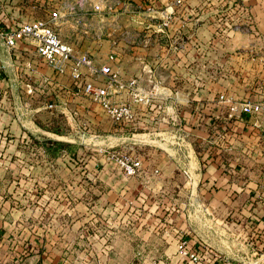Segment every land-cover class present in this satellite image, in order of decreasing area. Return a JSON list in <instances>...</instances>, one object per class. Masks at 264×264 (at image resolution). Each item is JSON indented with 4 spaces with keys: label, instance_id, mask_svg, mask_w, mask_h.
<instances>
[{
    "label": "crops",
    "instance_id": "obj_1",
    "mask_svg": "<svg viewBox=\"0 0 264 264\" xmlns=\"http://www.w3.org/2000/svg\"><path fill=\"white\" fill-rule=\"evenodd\" d=\"M125 1L151 10L124 12L118 5L119 18L105 21L107 34L97 47H89V54L95 66L108 65L121 81L136 79L143 93L151 92L156 84L150 103L133 102L128 90L114 96L131 102L134 118L129 124L111 120L112 135L107 139L113 144L125 143L141 166L136 175L121 179L120 184L112 181L118 176L115 172L83 171L84 181L95 179L98 202L66 209L68 214L76 207L82 211L79 217L54 218L53 225L60 221L67 227H89L101 222L112 228L94 236L100 264H106V258L111 259L107 264H123L121 260H134L131 264H191L179 252L181 239L189 240L195 251L209 247L219 264H264V42L260 40L264 35L256 22L264 0H242L240 10L246 26L242 33L226 32L216 23L218 15L228 10L221 5L207 8L218 0H186L180 6L173 5L174 0ZM44 15L31 0H0L3 229L18 221L9 217L10 211L29 209L26 203H16L14 197L55 192L56 173L49 167L41 172L42 163L58 160L47 150V139L73 142L61 129L63 124L72 128L70 122L78 114H82L83 124L106 128L98 123L101 116L108 117L101 107L89 102L80 111L73 109L74 84L69 74H54L35 56L31 42L20 41L12 50L6 47L1 33L18 22ZM99 24L93 18L91 28ZM160 26L163 33L157 31ZM67 29L63 27V33ZM123 30H143L149 37L148 45L123 39ZM66 37L69 39L67 33ZM81 48L85 51V44ZM27 61H31V69ZM220 95L225 100H220ZM45 98L55 110H45ZM232 99L260 101L263 110L261 114L230 116ZM89 139L83 141L88 143ZM63 179L59 190L88 193V187L73 186L69 171ZM123 195L132 204L126 203L123 209L127 200L122 199V204L116 201L117 207L111 209L106 196L115 200ZM117 209L121 214L127 210V214L105 221L98 217L99 222L90 214ZM5 233H0L1 237ZM72 237L67 231L54 234L51 264L61 258L58 245L69 243ZM80 238H90L87 230ZM106 240L112 246L101 253Z\"/></svg>",
    "mask_w": 264,
    "mask_h": 264
},
{
    "label": "rangeland",
    "instance_id": "obj_2",
    "mask_svg": "<svg viewBox=\"0 0 264 264\" xmlns=\"http://www.w3.org/2000/svg\"><path fill=\"white\" fill-rule=\"evenodd\" d=\"M219 5L222 6L221 2H211L207 8L209 9L212 7H218ZM260 9L263 11L262 13H259L260 16L258 19H256V22L260 31L264 35V2L261 3L260 7H258V10ZM242 14L243 11L241 10L238 11L235 9H228L227 12L224 11L218 15V20H216V23L220 24L221 28H226V32L230 30L241 32L240 30L246 27L242 21L245 16ZM226 19H228V22L231 23V28L228 27V24H224L222 26V24L226 22ZM110 24L109 26L111 27ZM234 25H237L236 27L238 28H235ZM63 27H67L69 32L67 31L63 33ZM59 29L63 40L66 42L69 40L67 43L70 44L77 52H86L87 54H91L90 49L92 47L93 49L97 47L99 45L98 41L103 39L102 38L98 40L92 35V33H84L80 28L73 27L69 23L61 25ZM66 33L69 36V39L66 37L67 40L65 39ZM260 40L262 43L264 42L263 39ZM84 44L86 48L85 51H80L82 49V45ZM90 46L91 48L89 49ZM237 88L238 89H236V91L239 92L241 89L239 84H237ZM72 99H74V110H82L83 105L89 102L91 106L100 107L98 104L93 103L81 95H74ZM49 104H51L50 101L45 98V100H43V106H45V110L49 111L54 109L53 106L49 108ZM81 115H74L72 122H70L72 128L69 124L64 125L62 123V134L66 135V133H69L68 138H70L73 142H69L64 139H58V141L63 142L66 145L64 147H59L55 154H51L58 157L57 161L47 165L44 163L41 164V172H43L47 167L55 172L56 176L58 177V180L56 181L57 188L58 186H62L64 184L63 178L65 176V172L67 173L69 171L73 174V186L75 188H78L81 185L83 187H88V193H81L79 189L78 191L74 190L72 192H64L58 188H55V192L51 194H28L25 196H19V198H17V196L14 197L13 199L16 200V203H26L29 209L24 211H10L9 217L12 220L14 219L18 221L4 229L0 227L1 234L6 232L4 235H2V237L0 234L1 264H51L53 259L51 254L53 252L51 246L52 248L54 247V244L52 243L54 234L61 231H67L68 234L71 233V235L73 233L74 237H72L69 243L64 244L65 242H63L62 244L60 243L58 245L60 248L59 251H61V254L59 255L61 258H58L59 260L56 264H100L102 261V259H100L101 255H97L95 253L96 245L94 243L97 238L94 236L102 231L107 233V230L112 228L108 226L104 227L101 222L99 223V226L97 224H89V227H83L80 224L78 226L67 227L64 226L62 224L63 222L60 221H57V226L55 227L53 225V219H58V217L62 219L65 218V216H69V218L71 216L79 217V214L82 211L81 208L76 207L74 213L70 214H68L65 210L72 209L76 204H85L86 206H90L98 202L97 199L99 196L97 195L95 179L85 178L86 181H84V177L81 178L83 171L104 170L115 172L118 176L112 181L114 183L120 184L124 180L123 178L134 175H129L125 172L118 158H120L122 155H134V153L125 143L113 144L111 140H108L109 138L107 139V137L112 135V131L110 129L112 128V125L110 126V122L112 121L109 116L107 117L103 114L104 116H101L102 119L98 121L99 124L101 123L106 125V128L104 129V126L102 125H96V127H93L91 123L89 126L87 124H83L82 122H84V120L81 119ZM64 119L63 122L66 124ZM86 138H91L89 139L88 143L86 140L83 141ZM86 158L91 161L88 162V159L86 160ZM96 163H98L99 166H97ZM86 164L87 167L85 166ZM59 179H61V182ZM0 197L4 198L5 196L0 195ZM112 197L113 196H106V202L112 203L111 209L117 207V205H115L116 201H119L122 204V199L127 200L128 198L127 196L123 195L118 196L115 200H113ZM141 198H144V196H141ZM131 202L132 201L128 199L125 201L122 208L127 205L126 203L129 205L132 204ZM92 213L94 214L92 218H97V221L99 222L100 219L104 221L105 219H122L127 214V210L122 214L118 209L103 214L98 213V211L90 212V214ZM4 214L6 215V212L0 211V218ZM98 217H100V219H98ZM21 219L25 220V222L22 223ZM39 221L41 222L39 223ZM83 230H87V234L90 237L88 240L80 238V235L83 234ZM38 238H43V241H39ZM108 241L109 240H106L101 244V253H104V251H109L110 247L112 246V243ZM110 260L111 259L106 258V264ZM121 261L123 264H131L134 262V260Z\"/></svg>",
    "mask_w": 264,
    "mask_h": 264
},
{
    "label": "built area",
    "instance_id": "obj_3",
    "mask_svg": "<svg viewBox=\"0 0 264 264\" xmlns=\"http://www.w3.org/2000/svg\"><path fill=\"white\" fill-rule=\"evenodd\" d=\"M185 1L174 0L173 5L180 6ZM31 2L43 9L45 15L18 22L11 29L1 33L6 47L12 50L20 41L31 42L35 56L45 62L54 74H69L74 84L73 94L81 95L98 104L115 123H132L134 113L131 102L115 99L114 96L122 90H128L133 102L150 103L157 90L156 84L152 86L151 92L143 93L137 86L136 79L123 82L112 74L108 65L95 66L92 56L75 51L63 40L59 28L63 23H69L73 27L80 28L84 33H92L100 40L107 34L105 21L119 18L118 5H121L124 12L151 10V8L143 9L142 4L129 5L125 0H31ZM219 2L222 6L235 10L242 9L244 5L242 0H219ZM93 18H97L100 22L94 29L91 28ZM225 24L231 28V23ZM234 26L238 28L237 25ZM157 31L163 33V27L160 26ZM121 34L123 39L133 40L134 44L148 45L149 37L143 30L136 33L123 30ZM110 58L113 56L110 55ZM26 66L31 69V61H27ZM219 98L225 100L224 95H220ZM52 106L53 104L48 105L49 108ZM262 110L263 104L260 101L230 100V116L261 114ZM118 159L129 175H135L141 166L140 159L133 154L122 155ZM179 252L191 264H219L217 255L213 254L209 247H203L199 251L192 250L187 239L180 240Z\"/></svg>",
    "mask_w": 264,
    "mask_h": 264
},
{
    "label": "trees",
    "instance_id": "obj_4",
    "mask_svg": "<svg viewBox=\"0 0 264 264\" xmlns=\"http://www.w3.org/2000/svg\"><path fill=\"white\" fill-rule=\"evenodd\" d=\"M46 142L48 143L47 150L49 151L50 154H55L59 147H64L66 145L65 143L60 142L58 140H54V141L47 140Z\"/></svg>",
    "mask_w": 264,
    "mask_h": 264
}]
</instances>
